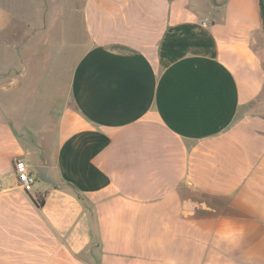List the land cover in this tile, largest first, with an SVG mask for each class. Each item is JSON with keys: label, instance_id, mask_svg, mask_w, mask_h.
<instances>
[{"label": "crops", "instance_id": "obj_1", "mask_svg": "<svg viewBox=\"0 0 264 264\" xmlns=\"http://www.w3.org/2000/svg\"><path fill=\"white\" fill-rule=\"evenodd\" d=\"M79 14L82 43L38 57L26 42L0 76V264H264L259 0H82ZM15 159L57 185L24 191Z\"/></svg>", "mask_w": 264, "mask_h": 264}, {"label": "rangeland", "instance_id": "obj_2", "mask_svg": "<svg viewBox=\"0 0 264 264\" xmlns=\"http://www.w3.org/2000/svg\"><path fill=\"white\" fill-rule=\"evenodd\" d=\"M81 3L82 0H0V76L7 69H11L12 74L20 68L21 56L26 54L24 53L26 42L32 44L30 45L32 51H28L27 56L38 57L43 55L44 47L47 46L82 43L81 40L83 41L84 38L79 14ZM45 27L48 30L44 31ZM35 43L41 46L40 50L36 51ZM79 49L80 46L78 48L75 46L74 50L70 48L71 60L72 57L76 59ZM34 66L35 64H30L31 69ZM18 87L17 85L13 88ZM16 96L8 95V98L11 102H15ZM258 102L254 112L264 115V91ZM2 109L3 105L0 101V116ZM34 113L28 114L29 119L32 118L30 119L33 121L32 124L37 123L36 118L40 121L45 120L44 123L52 122L49 118L38 117L41 113ZM17 114L19 115L18 111ZM187 194L195 197L194 190L189 186H187Z\"/></svg>", "mask_w": 264, "mask_h": 264}, {"label": "built area", "instance_id": "obj_3", "mask_svg": "<svg viewBox=\"0 0 264 264\" xmlns=\"http://www.w3.org/2000/svg\"><path fill=\"white\" fill-rule=\"evenodd\" d=\"M13 171L16 176V180L24 191H30L33 184L37 181V177L34 173L30 172V169L22 159H15L13 162Z\"/></svg>", "mask_w": 264, "mask_h": 264}, {"label": "water", "instance_id": "obj_4", "mask_svg": "<svg viewBox=\"0 0 264 264\" xmlns=\"http://www.w3.org/2000/svg\"><path fill=\"white\" fill-rule=\"evenodd\" d=\"M263 29H264V18H263ZM34 170L37 175V180L51 186L57 185V182L54 181L52 176L48 172V168L46 166H35Z\"/></svg>", "mask_w": 264, "mask_h": 264}, {"label": "trees", "instance_id": "obj_5", "mask_svg": "<svg viewBox=\"0 0 264 264\" xmlns=\"http://www.w3.org/2000/svg\"><path fill=\"white\" fill-rule=\"evenodd\" d=\"M260 2V9L262 13V18H264V0H259ZM31 201L36 206V208H40L43 206L44 198L41 194H35L34 196L29 195Z\"/></svg>", "mask_w": 264, "mask_h": 264}]
</instances>
